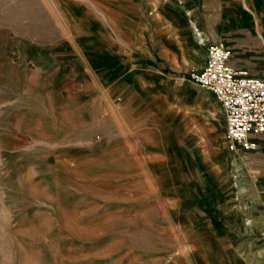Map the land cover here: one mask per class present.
Wrapping results in <instances>:
<instances>
[{
  "label": "rangeland",
  "instance_id": "1",
  "mask_svg": "<svg viewBox=\"0 0 264 264\" xmlns=\"http://www.w3.org/2000/svg\"><path fill=\"white\" fill-rule=\"evenodd\" d=\"M157 2L140 25V0H0V264H220L200 228L206 167L235 153L223 109L202 116L188 73L134 84Z\"/></svg>",
  "mask_w": 264,
  "mask_h": 264
},
{
  "label": "crops",
  "instance_id": "2",
  "mask_svg": "<svg viewBox=\"0 0 264 264\" xmlns=\"http://www.w3.org/2000/svg\"><path fill=\"white\" fill-rule=\"evenodd\" d=\"M149 5L150 0H140V25H144L142 14ZM157 5L164 23L153 28V42L144 35L140 37V80L134 83L137 88L147 83L156 89L182 92L178 89L181 81L172 83L166 79H172L177 72L188 73L177 79L182 78L195 93H182L199 101L203 117L215 115L220 110L218 100L200 92L188 78L189 73L203 67L206 47L213 42H222L230 50V66L264 77V33L259 28L263 22L258 19L264 11V0H158ZM194 28L200 33H195ZM98 54L108 60L105 52L94 50L93 55ZM119 75L111 80H132L126 69L121 68ZM152 103L173 105L177 98L157 97ZM163 111L160 118L173 115L168 107ZM219 126L222 128L216 124ZM175 134L171 129L167 134L170 152L187 157L186 151L178 147ZM250 139L256 143L255 149H238L221 163L228 170L225 175L216 176L214 167H206L209 171L201 194L205 220L200 233L218 250L220 264H264V133ZM227 150L231 151L228 145ZM231 245L230 256L227 250Z\"/></svg>",
  "mask_w": 264,
  "mask_h": 264
},
{
  "label": "built area",
  "instance_id": "3",
  "mask_svg": "<svg viewBox=\"0 0 264 264\" xmlns=\"http://www.w3.org/2000/svg\"><path fill=\"white\" fill-rule=\"evenodd\" d=\"M229 56L222 42L208 44L205 64L189 77L220 102L229 150L255 149L251 136L264 133V77L230 66Z\"/></svg>",
  "mask_w": 264,
  "mask_h": 264
},
{
  "label": "bare ground",
  "instance_id": "4",
  "mask_svg": "<svg viewBox=\"0 0 264 264\" xmlns=\"http://www.w3.org/2000/svg\"><path fill=\"white\" fill-rule=\"evenodd\" d=\"M193 30H194L195 33H198V34L200 33L199 30H197V29H195V28H194ZM202 41H203V43H204L203 38H202Z\"/></svg>",
  "mask_w": 264,
  "mask_h": 264
},
{
  "label": "trees",
  "instance_id": "5",
  "mask_svg": "<svg viewBox=\"0 0 264 264\" xmlns=\"http://www.w3.org/2000/svg\"><path fill=\"white\" fill-rule=\"evenodd\" d=\"M188 78L190 79L189 75H188Z\"/></svg>",
  "mask_w": 264,
  "mask_h": 264
}]
</instances>
